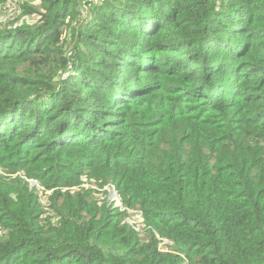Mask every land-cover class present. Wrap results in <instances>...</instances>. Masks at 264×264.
Masks as SVG:
<instances>
[{"label": "trees", "instance_id": "trees-1", "mask_svg": "<svg viewBox=\"0 0 264 264\" xmlns=\"http://www.w3.org/2000/svg\"><path fill=\"white\" fill-rule=\"evenodd\" d=\"M9 4L0 264H264V0Z\"/></svg>", "mask_w": 264, "mask_h": 264}, {"label": "rangeland", "instance_id": "rangeland-1", "mask_svg": "<svg viewBox=\"0 0 264 264\" xmlns=\"http://www.w3.org/2000/svg\"><path fill=\"white\" fill-rule=\"evenodd\" d=\"M9 12H14L15 11V6L13 5V4H9L8 6H6V5H3V6H1L0 7V23L1 22H4V20H5V16H6V14H5V12L7 13L8 11ZM11 18V17H10ZM6 23V22H5ZM9 23H6L5 25H8ZM0 173H1V171H0ZM17 174H18V172L17 173H13V174H5L7 177H14V178H16L17 177ZM28 182L30 183V186H32L33 184H35V185H39L38 183H37V181L36 180H33V179H29L28 180ZM93 184V183H92ZM95 185V184H94ZM81 186H84V187H87L88 186V184L87 183H82L81 184ZM107 185H105L103 188H108L107 189V193H106V197H107V199L109 200V201H111V199L114 197V194H113V188L111 187V186H108V187H106ZM40 188L41 189H44L43 187H41L40 186ZM99 189V188H98ZM44 192L45 193H48L49 192V190H45L44 189ZM40 197H42V193H40ZM117 198H118V196H117ZM113 202H115V201H113ZM0 230H1V232H2V229L0 228Z\"/></svg>", "mask_w": 264, "mask_h": 264}, {"label": "built area", "instance_id": "built-area-1", "mask_svg": "<svg viewBox=\"0 0 264 264\" xmlns=\"http://www.w3.org/2000/svg\"><path fill=\"white\" fill-rule=\"evenodd\" d=\"M8 11V10H7Z\"/></svg>", "mask_w": 264, "mask_h": 264}]
</instances>
